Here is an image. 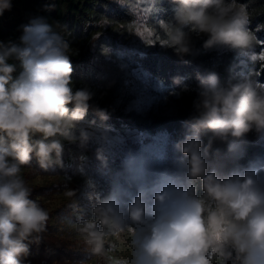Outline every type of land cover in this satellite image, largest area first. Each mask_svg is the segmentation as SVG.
Returning a JSON list of instances; mask_svg holds the SVG:
<instances>
[{
	"label": "clouds",
	"instance_id": "9594fccd",
	"mask_svg": "<svg viewBox=\"0 0 264 264\" xmlns=\"http://www.w3.org/2000/svg\"><path fill=\"white\" fill-rule=\"evenodd\" d=\"M172 4L162 46L181 58L191 52L193 34L207 37L205 49L241 54L257 42L245 3ZM10 8L11 0H0V15ZM21 28L19 44L0 41V264H25L28 241H38L49 221L48 210L30 198L23 170L34 157L44 171L63 166V141H75L73 130L84 121L93 96L72 86L67 40L42 18ZM10 59L19 62V71ZM255 77L250 72L222 84L215 72L197 76L194 112L174 144L178 166L148 179L130 157L136 193L117 186L107 198H95L90 215L79 214L69 225L89 256L83 264H264V161L227 172L211 161L220 152L216 143L235 153L250 132L264 134V83ZM98 114L107 119L103 110ZM80 139L86 141L87 134L81 132Z\"/></svg>",
	"mask_w": 264,
	"mask_h": 264
},
{
	"label": "trees",
	"instance_id": "16d2710c",
	"mask_svg": "<svg viewBox=\"0 0 264 264\" xmlns=\"http://www.w3.org/2000/svg\"><path fill=\"white\" fill-rule=\"evenodd\" d=\"M158 1L165 16L170 15L165 18L171 20L174 8L172 0ZM238 2L247 4L250 13L249 26L254 27L259 36L264 38V0H238ZM36 3L39 10L37 18H42L51 25L52 30L67 40L72 48L70 59L73 67L72 86L74 90L87 88L93 93L84 120L100 127L109 126L120 130L130 127L144 131L149 135L166 133L167 140L163 154L165 168L178 166L180 153L175 150L174 144L184 137L187 130L185 121L194 112L193 101L196 98L199 85L197 76L215 72L222 84L233 82L231 71L236 68V62L232 55L207 52L203 47L206 38L192 41L191 52L183 58L177 56L171 47H165L158 51H137L130 57L132 65L140 67L156 83L172 87L178 93L179 108L168 115L134 114L131 121L122 122L106 112L107 119H102L98 110H103L101 103L105 96L100 92H107L113 97L119 95L126 75L125 69L121 66L119 54L126 51L127 33L121 26L114 28L112 26L114 23H131L134 19L133 12L114 5L110 0H44L41 5L36 0ZM104 18H108L111 28L109 27V30L105 29L104 32L98 34L99 25ZM19 35H22V28L17 31L15 25L6 34L9 41L17 44L20 43ZM254 45L257 52L258 44ZM15 64L19 71V62L15 60ZM249 65L251 68L256 67V63L250 62ZM260 73L264 80V68ZM177 78H179V83L175 82ZM185 84L190 86L188 91L183 90L182 86ZM81 132L85 133L83 129L76 128L73 130L75 141H63L62 167L54 165L44 171L39 167L34 157L28 168L37 174L55 178L72 176L74 168L81 163L83 151L91 144L88 135L86 141H81ZM39 138L37 136L34 139ZM255 141L254 132H250L238 142L235 153H230L225 144L216 143L214 149H219L220 152L219 155L211 156L212 164L224 172L237 167H247L251 162L259 160L262 152V148ZM94 152L100 155L106 163L104 168H107L108 174L122 171V154L108 153L100 149H95ZM153 177L147 178L152 179ZM28 186L32 189L30 198L39 204L40 198L51 197L56 190L63 188V185L59 183ZM197 189L199 191V182H197ZM135 193L136 189L131 192L132 195ZM28 245L29 254L23 257L25 264H83L89 259V256L83 251L84 249H81L74 241L56 235L48 224L46 230L40 234L39 240H30Z\"/></svg>",
	"mask_w": 264,
	"mask_h": 264
},
{
	"label": "rangeland",
	"instance_id": "374dc122",
	"mask_svg": "<svg viewBox=\"0 0 264 264\" xmlns=\"http://www.w3.org/2000/svg\"><path fill=\"white\" fill-rule=\"evenodd\" d=\"M43 1L38 0V4L41 5ZM110 1L114 5L132 11L134 19L129 24L114 23L112 26V28L121 26L127 33L126 51L119 54L121 66L125 69L126 75L119 95L113 97L107 92H100L105 96L101 103L103 110L119 122L131 121L134 114L144 116L172 114L180 105L178 93L172 87L151 80L145 71L140 67L133 66L130 60L131 55L137 51H158L165 48L162 44L167 40L168 21H170L165 17L170 15L165 16L164 11L160 9L158 0ZM38 11L36 0H11V8L5 9L0 15V41L10 42L6 34L11 31L12 26H17V31H19L22 24H28L38 17ZM107 19L104 18L101 21L98 34L111 28ZM251 29L256 32L258 37L257 52L254 49L255 45L245 54L234 52L225 47L206 49L207 52L232 55L236 62V68L231 71L233 83L250 72H254L257 76L255 79L264 83L260 73L264 68L262 67L264 62L259 59L252 61L250 58L251 55L258 57L264 51V43H262L264 38L259 36L254 27ZM203 38L207 37L192 35V41ZM8 62L15 64L14 59H10ZM250 62L256 63V67L251 68ZM77 128L85 131L90 137L91 144L83 151L81 163L74 168L72 176L55 178L37 174L31 168H25L23 172L28 185L45 186L58 183L63 185V188L56 190L51 197L40 198L38 201L50 214L48 225L53 229V232L74 241L81 249H84L82 240L75 231L69 229V225L76 221L79 214L90 215L91 204L96 197L107 198L117 186L130 193L137 189L138 178L128 169L130 157L135 159L137 165L142 166L147 177L154 176L164 169L163 154L167 134L149 135L144 131L130 127L123 130L109 126L100 127L85 120ZM253 132L256 137L255 142L262 148L259 160L264 161V134ZM93 147L94 150L100 149L108 153L122 154V171L108 174L107 168H104L106 163L100 155L94 152ZM83 251L86 253L85 249Z\"/></svg>",
	"mask_w": 264,
	"mask_h": 264
},
{
	"label": "snow or ice",
	"instance_id": "6c2138e0",
	"mask_svg": "<svg viewBox=\"0 0 264 264\" xmlns=\"http://www.w3.org/2000/svg\"><path fill=\"white\" fill-rule=\"evenodd\" d=\"M262 43H264V42H262ZM262 52H264V51H262ZM262 52L260 53V61H262V62H264V54H262ZM262 67H264V64H262Z\"/></svg>",
	"mask_w": 264,
	"mask_h": 264
}]
</instances>
